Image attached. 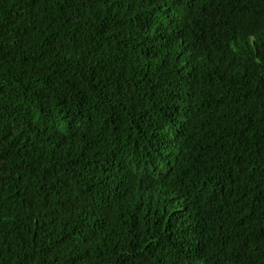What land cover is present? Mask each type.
Returning a JSON list of instances; mask_svg holds the SVG:
<instances>
[{
	"label": "trees",
	"instance_id": "1",
	"mask_svg": "<svg viewBox=\"0 0 264 264\" xmlns=\"http://www.w3.org/2000/svg\"><path fill=\"white\" fill-rule=\"evenodd\" d=\"M0 264H264V0H0Z\"/></svg>",
	"mask_w": 264,
	"mask_h": 264
}]
</instances>
